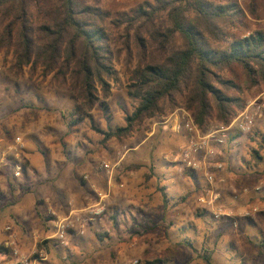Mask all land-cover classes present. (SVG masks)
I'll list each match as a JSON object with an SVG mask.
<instances>
[{"label":"rangeland","instance_id":"374dc122","mask_svg":"<svg viewBox=\"0 0 264 264\" xmlns=\"http://www.w3.org/2000/svg\"><path fill=\"white\" fill-rule=\"evenodd\" d=\"M147 2L154 0H101V5L109 14L107 22L111 23L124 15H133ZM240 5L246 17H242L243 26L235 34L246 37L264 31V0H259L257 18L248 14L243 0ZM14 64L12 51H0V138L10 144L14 136H22L25 143H33V136L27 135L25 128L36 129L37 122L33 119L39 114L35 110H50L47 116L59 124V131L53 134V144L59 147L47 151L38 144L39 152L44 155L39 171L30 166L24 151L22 176L15 178L9 168L2 173L0 248L5 249L2 254L9 258L6 262L16 260L6 248L9 238L13 237L15 247L31 264H131L135 260L145 264L156 259L165 260L166 264H206L205 257H209L212 264H264V120L251 134L236 135L226 146L227 170L223 180L218 176L214 183L220 194L217 209H222L225 215L217 216L199 204L198 199L207 189L203 175L172 163L186 140L184 134L171 132L170 124H163L164 118L172 114L135 127L133 133L122 140H113L107 145L101 142L102 135L96 130L125 127L127 117L139 104L129 96L130 75L123 61L115 63L111 97L105 102L101 99L90 117L77 126L69 125L75 119L72 116L74 102L52 82L51 76L43 78L41 69L33 73L30 67L20 74L14 70ZM261 95H264V85L246 96V105ZM170 134L177 138H171ZM254 151L262 158L259 162L253 158ZM122 156L125 157L114 177L118 184H125V189L133 190L135 205L130 206L133 215L129 214V220L124 216L121 221H114L106 214L112 227L96 229L104 232L105 237L108 234L104 240L92 233L90 237L74 236L67 249L50 240L48 236L54 230L45 226L51 218L45 214L44 204L52 194L55 203L62 205L57 182L61 173L65 171L61 180L67 191L63 198L65 204L74 200L79 207L82 186L90 187L93 192L95 186L103 189L108 180L100 164L116 163ZM132 166L140 169L131 171ZM228 172L232 175H226ZM86 175L90 178L85 179ZM146 175L151 178L146 180ZM162 187L174 200L179 195L188 197L195 193L198 208L177 205L175 209L174 205L164 216ZM90 200L85 207L93 205V195ZM106 206L109 210L111 204ZM120 225H123L122 233ZM121 234L118 239L116 236ZM44 248L48 252L47 260L35 263Z\"/></svg>","mask_w":264,"mask_h":264},{"label":"trees","instance_id":"16d2710c","mask_svg":"<svg viewBox=\"0 0 264 264\" xmlns=\"http://www.w3.org/2000/svg\"><path fill=\"white\" fill-rule=\"evenodd\" d=\"M243 2L257 18L259 0ZM245 15L240 0H154L108 23L101 0H0V51H12L18 73L41 69L67 93L75 106L70 126L111 97L114 66L123 61L129 96L139 104L125 127L96 130L104 145L179 108L205 134L228 126L245 109L246 96L264 85V31L235 34ZM253 158L262 159L258 151ZM160 192L168 202L165 189ZM3 250L0 264L9 260Z\"/></svg>","mask_w":264,"mask_h":264},{"label":"built area","instance_id":"2783aa9c","mask_svg":"<svg viewBox=\"0 0 264 264\" xmlns=\"http://www.w3.org/2000/svg\"><path fill=\"white\" fill-rule=\"evenodd\" d=\"M264 117V95L249 102L245 109L239 113L232 122L224 126H216L209 132L203 133L195 124L190 112L181 108L175 111L169 118H164V125L170 124V131L175 134L185 135V144L180 148L173 161L181 165L184 170L194 174H202L206 180L207 189L199 198V204L203 209L212 211L217 216L225 215L222 209H217L220 194L216 192L214 183L218 176L223 180V174L227 170L226 146L230 139L236 135H249L255 129L258 121ZM172 121V122H171ZM171 122V123H170ZM26 150V143L22 136H14L12 142L5 143L0 138V183L2 173L9 168L15 178H20L23 173V154ZM109 180L115 175L116 165L103 162L100 165ZM259 190V189H258ZM92 217L102 218L105 215V208L100 206L98 210L90 209ZM49 216H54L49 212ZM54 233L50 240L55 241L62 248H69L71 245L72 232L76 230L75 222L70 219H53ZM7 228V231H10ZM83 234V228H80V235ZM6 243V248L10 249L16 258L14 262L5 264H31L29 259L19 253L15 247L16 243L13 237ZM48 256L47 249H41L39 258L35 261H46ZM135 260L131 264H138Z\"/></svg>","mask_w":264,"mask_h":264},{"label":"crops","instance_id":"0c3cea01","mask_svg":"<svg viewBox=\"0 0 264 264\" xmlns=\"http://www.w3.org/2000/svg\"><path fill=\"white\" fill-rule=\"evenodd\" d=\"M35 111L39 114V116L37 118L33 119L37 122L36 129H30L27 126L24 130V132H26L27 135L31 134L33 136V138H32L33 143L32 142L26 143L25 158H26V160H28L30 162V166H32L35 171L36 170L39 171V167H40L39 164H40L41 160L44 161V157H43L44 155H42V153L39 152V145L38 144L43 145L47 149V151L52 149V147L58 148L59 145L53 144V141H55L53 134H55L56 130L59 131V129L57 128V125L59 126V124L52 122L53 120H51L47 116V114L50 113V110H35ZM54 120H56V119L54 118ZM263 120H264V117L262 119H260L258 121V123L263 121ZM258 123H257V125H258ZM28 124H31V123H28ZM20 125L22 127L23 122ZM156 125L157 124H155V126ZM151 135H154V131H152ZM170 135L172 136L171 138H173V139L177 138L176 135H173V134H170ZM158 139L161 140V137H158ZM226 154H228V153L226 152ZM23 157H24V155H23ZM124 157L125 156H122L121 159L119 158L116 161V163L112 164V166L116 165L115 175H116V170L121 166V163L123 162ZM58 161H62V160H58ZM172 163L177 164L179 168L183 169L180 164L175 163L173 160H172ZM45 166H46V164H45ZM230 166L231 167L233 166L232 163ZM129 170L132 171L133 166L129 167ZM68 174H66V175H68ZM61 175H62L61 179H59L57 182L59 183L60 194L63 198H65L64 196L65 195L67 196V191L65 190L64 183L61 181L62 177L65 175V171L62 172ZM226 175L231 176L232 174L230 172H228ZM226 175H225V177H226ZM88 178H90L89 175H86L85 179H88ZM107 178H108V180L106 179V184H104L105 186L101 190L99 188H97V186H95L93 188V192H91L90 187L82 186V188L80 189L81 198L79 196V198H80L79 200L82 203H81V206H79V207L75 206L74 200H70L65 204L66 200H63V198H62V200H61L62 205H61L60 203H55V199H53L55 197L54 195L52 196V194H51V196H48L46 199V203L44 204L45 214L48 215L49 212H52L54 214V216H52V217L49 216V218H51V219L48 222H45L46 228H50L51 230H54L53 219H56V218H59L60 220L71 218L73 221H76L79 219L80 220L79 222L78 221L75 222L76 230H74V232H72V237H74V236L76 238H83L86 236L90 237L91 233H92V234H96L97 236H99L101 240H104L108 236V234L106 237L102 238L106 234L104 232H97L96 229L97 228H100V229L105 228V230H108V228L110 226L112 227V223L110 221H108V219L106 218V214L107 215L109 214L110 215L109 219L111 218L114 221L118 220V222H119L124 218V216H126V218L129 220V217H128L129 214L131 213L133 215L132 211L130 210L131 209L130 206L135 205L132 202V199L134 198L133 190L130 191L128 189H125L124 183L118 184L116 176L113 177L112 180H109V177H107ZM163 189H165V192L167 194V199H168V202H166V200L164 199V196H162L161 207H162V210L164 212V216L167 215L166 214L167 211H169L170 208L173 207L174 205L176 207L175 209H177L179 206H189V208H194L195 205L198 208V204L196 201L197 198H196L195 193L191 194L188 197H187V195H185L184 197L179 195L178 196L179 198L177 200H174V199L169 197L170 194H169L168 190L166 188H163ZM92 195H93V199L95 200L93 205L89 204L88 207H85L84 205L86 203H89L87 201L92 199ZM90 201H92V200H90ZM107 203L111 204V207H110L111 211H110V209L109 210L107 209V206H106ZM177 205H178V207H177ZM100 206H103L105 208V215H103L102 218H100V219L97 217H92L93 215L90 214V209L94 208V210H98V208ZM34 208H36L35 205H34ZM164 216H163V218H164ZM80 228H83V234L82 235H80ZM122 228H123V225H120L119 231L121 233H122ZM110 235L112 236L113 234H110ZM51 236L52 235L48 236V238H51ZM122 236H123V234H121L120 236H116V237H118V239H120V237H122ZM72 237H71V239H72Z\"/></svg>","mask_w":264,"mask_h":264}]
</instances>
